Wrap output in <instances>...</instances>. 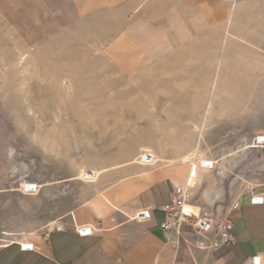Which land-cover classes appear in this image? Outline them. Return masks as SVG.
I'll return each instance as SVG.
<instances>
[{"label": "rangeland", "instance_id": "obj_1", "mask_svg": "<svg viewBox=\"0 0 264 264\" xmlns=\"http://www.w3.org/2000/svg\"><path fill=\"white\" fill-rule=\"evenodd\" d=\"M217 1L225 9L232 2ZM242 3L237 25L245 32L241 29L238 40L228 42L231 90L220 95L206 132L209 171L203 185L187 198L182 197L183 182L175 183L180 189L175 199L184 214L200 221L201 229L217 232L240 198L264 184V0ZM192 6L188 15L194 26L187 42L176 47L168 29L174 48L156 64L137 65L135 57L127 65L118 60L119 65L106 64L99 56L66 52L54 44L28 47L0 21V238L5 232L18 233L19 238L32 229L48 233V223L58 221L56 228L67 224L75 209L100 194L115 203L133 201L135 195L115 197L107 185L158 154L161 140L171 141L166 156H175V145L186 142L187 128L202 110V89L210 86L213 66L202 63L223 45L218 35L222 30H213L201 16L199 3ZM178 29L184 38L183 26ZM139 37L146 50L160 42L147 28ZM25 48L40 52L29 66L16 61ZM64 76L75 80L73 90L59 84ZM238 146L244 147V157L219 180L217 161ZM168 175L163 176L171 178ZM210 181L223 190L216 205L204 196Z\"/></svg>", "mask_w": 264, "mask_h": 264}, {"label": "crops", "instance_id": "obj_2", "mask_svg": "<svg viewBox=\"0 0 264 264\" xmlns=\"http://www.w3.org/2000/svg\"><path fill=\"white\" fill-rule=\"evenodd\" d=\"M191 1L0 0V20L28 47L49 42L66 52L99 56L106 64L127 65L131 57L137 65L156 64L174 48L168 29L176 47L187 42L194 26L188 11L196 3ZM146 28L160 38L149 50L139 37ZM176 189L172 180L163 179L138 195L114 189L115 197L135 195L133 201L115 203L100 194L75 209L67 224L26 241L5 242L0 264H264V184L226 213L233 241L217 246L216 229H201L186 212L180 228H162L171 209L184 211L173 205Z\"/></svg>", "mask_w": 264, "mask_h": 264}, {"label": "bare ground", "instance_id": "obj_3", "mask_svg": "<svg viewBox=\"0 0 264 264\" xmlns=\"http://www.w3.org/2000/svg\"><path fill=\"white\" fill-rule=\"evenodd\" d=\"M242 1L243 0H232V2L229 1L228 4H230V5L228 6L227 9H225L223 7V5L219 1H217V0H192L191 1V3H197V2L200 3V6H201V16L202 17H205L209 21L210 26L213 28V30L214 29L215 30L216 29L218 30L219 28H220V30H222V32L221 33L219 32V34H218L219 37L221 36L220 34H222V36H221L222 38H219V39H222V43H223L222 47L220 46L221 49L219 48L220 49V52L218 51V49H217L218 47H217L215 49L217 51V53H212L210 56H208L207 60L204 63H202V64H207V65L213 66V74H212L211 79H210V86H209L208 90H205V89L203 90L202 89V93L203 94L201 96L202 97V100H201V105H200V107H201L202 110H201L200 114L195 119H192V125H190L187 128V130H188L189 133H188V136L186 138V142L179 141L180 143H178L177 145H175V146H178L176 148V150H175V153H176L175 156H173L171 158H168L166 156L167 147L171 143V141H169L170 143H167V142H163L161 140L160 148H158L159 149L158 154L152 155V157L148 160V162H143V163L142 162H139V163L135 164L131 170H129L127 173L125 172L126 174L120 175V176L118 175L117 176L118 178L117 179L115 178L116 180H114L113 182H111V183H109L107 185L109 189L110 188L111 189H115V188H118L119 189L120 188L124 192H128V193L131 192L133 194L135 193V194L138 195L141 191H143L147 187L151 186L152 184H154V183H156V182H158L160 180H163V179H171L174 183H177V184L180 181L183 182V187H181L180 189H181L182 197H186L187 198L194 191L198 190V188H200L201 185H203V182H204V179L206 177V174L208 173L209 168H210V164L207 161V159L210 158L209 157V150L205 148V145H206L205 144V139H206V135H207L206 132H207L209 126H210V123L212 122L213 114L215 112L216 105L218 103V99L220 98V95L222 93H225V92H228V91L231 90L230 89V83H229V80H228L230 78L229 77V74H228V72H229L228 70L230 68L228 69V65H227V61L229 60L228 58L231 55V54L229 55L228 42H230L232 39H234L235 37H237L238 34H239V32H241V29L242 28L241 29L238 28V25L237 24L239 23V18H240L239 17L240 16L239 13H240L241 8H242V6L244 4V3H242ZM243 11H247V10H243ZM2 20H3V18H2ZM1 23H2V21H1ZM244 23H246V22H244ZM246 25L248 26V24H246ZM212 28H211V30H212ZM215 33H217V32H215ZM88 36H90V35H88ZM91 37H92V35H91ZM94 38H95V36H94ZM134 39L137 41L138 44H140L138 42V37L136 35H135ZM214 39L216 40V38H214ZM96 40H97V38H96ZM236 40H238V39H236ZM67 41H68V39H67ZM212 41H213V39H212ZM88 43H90V42H88ZM216 43H215V46H216ZM3 44L5 45V43H3ZM237 44H238V42H237ZM91 45H93V47H94V44H91ZM97 45H98V43H97ZM27 46H28V44H27ZM74 46H75V44H74ZM95 46H96V44H95ZM8 47H7V49H8ZM44 48L46 49L47 47H44ZM98 48H100V47H98ZM4 49H5V46H4ZM72 49H74V48H72ZM41 51H43V50H41ZM4 52H2V54ZM39 53L40 52H34V51H31L28 48H25V50H22L19 54H17V55H19V57L17 59L15 58V59L17 61V64H20L22 66L23 65L29 66L30 63H31V60H34V59L35 60L36 59L38 60ZM46 53H47V51H46ZM209 53H211V52H209ZM94 54L95 53H93L92 55L94 56ZM102 56H104V54ZM5 57H4V60H7V59H5ZM15 59L13 58V61ZM39 61H42V60H39ZM7 62H8V64L9 63H12L10 60H7ZM0 63H2V62H0ZM12 64H14V63H12ZM52 73H54V72H52ZM65 77L66 76H64L63 78L60 79L59 84L61 85V87H64L67 90H73V88H74V85L73 84L74 83H71V82L72 81L74 82L75 80H72L73 77H72V79H69L67 77L65 78ZM125 85H129V82L127 84H125ZM112 87H113V84H112ZM141 100H142V98H141ZM116 111L117 112H120L117 109H116ZM88 113H90V112L88 111ZM172 125H174V124L172 123ZM165 126H163V127L165 128ZM167 128H169V127H167ZM162 132L164 133L163 130H162ZM173 144H174V142H173ZM153 147H157V146L156 145L154 146V143H153ZM154 150H156V148ZM243 151H244V147L238 146L237 148H233V149L231 148V150L226 151V152L223 153L222 158L217 161L218 176L217 175L216 176H217V178H221L219 180L224 179L227 176L229 170L231 168L235 167L236 165H238V163L240 162V160L242 159V157H244L243 156L244 155L243 154ZM134 160H135V158H134ZM159 167L160 168L162 167V168H165V169L162 172L160 171V173L159 172L156 173L158 171ZM79 169H80V167H79ZM114 169H116L117 172L120 171L119 170V167H115ZM163 173H166L167 175H168V173H170L171 174V178H168V177L165 178L164 176H166V174H163ZM114 175H116V172L114 173ZM114 177H116V176H114ZM83 179H85V178H83ZM99 183H101V182H99ZM214 185H215V183H213L212 181H210L209 184H208V186L204 190L205 199L211 205H216L223 198V190H221V189H215L217 187H215ZM57 224H58V221L57 222L53 221L50 224L48 223L47 224L48 225V229L51 230V229L55 228V226ZM38 233H39L38 230L32 229L30 231H25V232L19 234V236H20L19 238L22 239L23 241H26L29 238H32V237H35V236L39 235ZM17 234H15L13 232H5L4 233V236L2 238H0V242L5 243V242H9V241H12V240H15V239L18 240L19 238H15V236H17Z\"/></svg>", "mask_w": 264, "mask_h": 264}, {"label": "built area", "instance_id": "obj_4", "mask_svg": "<svg viewBox=\"0 0 264 264\" xmlns=\"http://www.w3.org/2000/svg\"><path fill=\"white\" fill-rule=\"evenodd\" d=\"M179 188L176 189V196L177 198L179 196ZM173 205H180V201L177 202L176 199L173 200ZM180 208H183V205L179 206ZM172 208V207H171ZM172 210V209H171ZM169 211L168 216L166 217V220L162 223V228L165 230L171 229L173 226H177L180 228L181 226V220L183 219V209H180L182 211ZM172 217H176L177 221H170L172 220ZM232 228V224L230 221H225L224 224L219 225L218 227V233H219V240L214 243L215 246L229 243L233 241V236L230 232Z\"/></svg>", "mask_w": 264, "mask_h": 264}]
</instances>
